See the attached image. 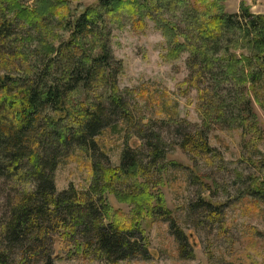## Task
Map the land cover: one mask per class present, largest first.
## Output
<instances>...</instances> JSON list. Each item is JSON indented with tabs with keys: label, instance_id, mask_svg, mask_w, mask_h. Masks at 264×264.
<instances>
[{
	"label": "trees",
	"instance_id": "16d2710c",
	"mask_svg": "<svg viewBox=\"0 0 264 264\" xmlns=\"http://www.w3.org/2000/svg\"><path fill=\"white\" fill-rule=\"evenodd\" d=\"M225 1L94 0L73 6L71 0H0V264H55L61 255L103 264L150 258L147 230L158 216L172 224L185 254L186 235L148 179L166 157L163 132L137 116L122 93L123 64L111 38L127 21L142 31L152 23L166 41L164 57L188 54V90L196 89L202 102L213 91L223 107L229 105L221 97L234 94L232 112L218 102L201 105L204 126L178 129L182 151L224 160L209 143L212 124L237 123L250 148L264 142L256 108L264 89V14L244 4L229 13ZM119 131L127 145L113 166L102 139ZM131 133L140 137L135 148ZM75 151L91 159L92 184L80 190L71 183L58 192L57 170ZM195 177L206 178L199 172ZM250 178L249 196L260 201L264 186ZM110 195L128 209L115 208ZM196 206L215 218L224 205L209 196Z\"/></svg>",
	"mask_w": 264,
	"mask_h": 264
},
{
	"label": "rangeland",
	"instance_id": "374dc122",
	"mask_svg": "<svg viewBox=\"0 0 264 264\" xmlns=\"http://www.w3.org/2000/svg\"><path fill=\"white\" fill-rule=\"evenodd\" d=\"M71 1L74 6L94 0ZM242 4L250 6L255 14H264V0L225 1L229 13L238 12ZM111 44L117 60L123 64L118 78L122 93L136 109L137 116L153 122L154 131L163 132L166 157L149 172L148 179L165 196L175 216V226L186 235L184 256L172 224L158 216L147 230L152 256H138L120 264H264V197L257 201L258 198L248 193L254 188L251 176L264 186V142L257 149L250 148L237 123L224 127L212 124L207 132L209 143L222 153L224 160L182 151L179 146L182 136L178 129L188 132L204 126V108L200 106L208 108L218 102L213 98L214 92L205 95L202 102L196 89L188 90L185 84L190 75L188 54L173 61L164 57L166 41L152 23L142 31L125 22L114 29ZM27 48L28 52L33 50L32 46ZM233 95L226 92L221 97L229 107L218 102L224 112H232ZM260 97V106L256 104V108L264 127V89ZM102 141L111 164L118 166L127 145L125 131L107 132ZM139 141L140 137L131 133L128 142L134 148ZM142 158L145 164L149 163L147 153ZM91 165V159L85 153L73 152L57 170L58 192L66 190L71 183L80 190L89 188L93 181ZM160 165L161 172L158 171ZM196 172L205 175V180L197 179ZM209 196L224 205L215 218L209 216L210 212L204 206H196L201 203V197ZM1 199L0 195V228L5 215ZM108 199L115 208L128 209L114 195ZM55 264L103 263L93 257L83 261L61 255Z\"/></svg>",
	"mask_w": 264,
	"mask_h": 264
}]
</instances>
